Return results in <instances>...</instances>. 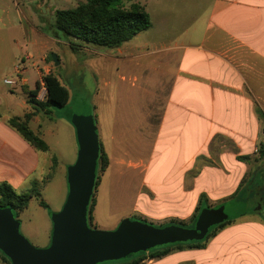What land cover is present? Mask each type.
Masks as SVG:
<instances>
[{
    "label": "crops",
    "instance_id": "0c3cea01",
    "mask_svg": "<svg viewBox=\"0 0 264 264\" xmlns=\"http://www.w3.org/2000/svg\"><path fill=\"white\" fill-rule=\"evenodd\" d=\"M188 1L193 19L184 30L204 34L205 42L190 45L189 56L187 52H181L182 55L167 57L165 66L170 69L172 64H177L178 79L189 81L190 89L177 91L174 88L169 92L148 89L141 94L145 101L141 106L140 121L135 114L137 106L123 110L130 123L137 119L143 129H157L156 140L149 144L152 150L160 146L166 154L174 147V157L165 158L158 170L163 168L171 172L169 175L177 178V184L164 191L166 198H162V203H157L160 199L155 189L158 183L148 185L144 193L147 194V208H142L140 213L157 219L155 221L192 218L202 193L207 195L208 202L225 200L246 183L247 176L262 172L260 175L264 177V157L258 150L264 144V0ZM15 3L16 0H10L7 10L6 0H0V23L12 33L8 38L10 51L3 46L7 38L0 35V66L7 64L2 62L13 56L12 46L17 43L15 34H21L20 25L19 28L14 26L11 19L5 22L7 13L8 17L15 15ZM18 20L20 24L19 16ZM2 30L0 28V33ZM17 38L19 54L22 50L20 36ZM31 42L28 41L33 50L20 58L36 67L41 65V58L34 61L29 56L44 52L49 46L46 41ZM130 45L125 42L116 47L117 57H113L127 68L129 62L150 53L148 50L137 53L136 47ZM36 69L37 81L41 83L37 98L43 100L39 95L46 91L43 76L49 70L41 76ZM2 71L0 67V184L6 182L15 191L23 192L32 188L35 182L44 180L53 166L58 167L59 159L44 154L51 148L42 124L47 114L37 113L29 121L30 128L47 142V151L32 146L11 125V118L22 117L33 110L28 102L32 89L27 78L18 75L3 78ZM168 74L169 70L164 67L159 79L165 80ZM5 79H15L17 83L7 84ZM155 102L159 104L155 105ZM119 112L117 109L115 122L121 115ZM34 123L36 128H33ZM172 131L177 132L173 139L169 135ZM135 143L144 144V137ZM246 156L248 159L243 158ZM136 164L142 162L131 163L139 166ZM144 168L149 170V165L145 164ZM161 204L166 208L154 210ZM257 211L232 218L233 221L218 230L202 248L183 246L160 258L148 257L142 264H264V200Z\"/></svg>",
    "mask_w": 264,
    "mask_h": 264
},
{
    "label": "rangeland",
    "instance_id": "374dc122",
    "mask_svg": "<svg viewBox=\"0 0 264 264\" xmlns=\"http://www.w3.org/2000/svg\"><path fill=\"white\" fill-rule=\"evenodd\" d=\"M83 1L85 0H16L15 15L8 17L7 13L5 16L6 23L8 19H11L14 26L20 25L19 45L22 50L18 54L17 37L19 36L15 34L17 43L12 46L14 54L2 62H7V64L0 66L3 70L2 77L15 78L17 76L16 66L23 62L25 67L18 77L27 78L30 89H35L39 78L37 67L41 76L46 70H49L48 73L58 75L70 92L69 101L63 106L51 107V112L45 115L42 121L45 139L51 147L50 151L44 153L45 157L56 156L59 159V165L57 168L53 166L44 180L35 182L34 186L40 188V196L31 198L28 206L16 217L20 222V233L31 245L38 248L50 245L53 232L51 214L62 209L67 197V171L68 167L76 161L78 153L76 130L72 123V118L76 115L93 114L98 129V141L103 145L108 156V166L99 171V183L92 196L96 201L93 212L94 226H90L88 222L91 228L113 231L127 218L145 221L155 226L168 221H174L177 224L183 222L189 225L192 220V218L184 220L165 218L160 219L162 221H155L157 219L140 213L142 208H147L145 204L147 194L144 193L148 185L150 186L153 182L158 183L155 189L160 196L157 203H160L162 198H166L164 191L170 190L167 188H173L177 184V178L169 175L171 172L163 168L162 171L158 170V165L164 164L165 158L168 160L173 158L175 152L174 147H171L166 154L160 146L152 150L149 144L156 140L157 129H143L137 119L134 123H130V120L126 119L123 114V110L127 111L137 106L135 114L140 121L141 106L145 101V99L142 100L141 94L148 89L156 92H169L174 88L177 91L181 88L190 89L189 81L178 79L177 64H172L170 69L169 66H165L167 57L179 56L183 52H187L189 56L190 45L200 41L205 42L204 34L184 30L185 27L188 28L186 25L193 19L189 12V1L123 0L125 5L134 2L143 4L153 21L151 28L141 31L127 41L131 44L130 46L136 47L137 53L142 50L150 52L149 55L146 54L142 58L129 62L128 68L113 59L117 57L115 48L68 40L56 29V11L74 8ZM6 4L8 10L10 0H6ZM0 28L3 29L0 35L7 38L3 46L10 51L8 38H11L12 33L2 23H0ZM28 41L48 42L49 47L46 51L36 53L33 57L29 56L34 61L41 58V65L35 67L32 62L25 63L20 58V55L33 50L32 44ZM71 43H78L81 46L74 48ZM53 55L57 56L58 65H55ZM164 67L169 70V74L165 80H160V70ZM45 94L46 91H42L40 98L44 99ZM156 104L159 103L155 102ZM117 109L121 115H118V121L115 122L114 116ZM33 128H36L35 123ZM176 133L170 132V138H175L173 135L176 136ZM142 137L145 143L136 144L137 140L142 141ZM151 155L153 157L150 159ZM132 162H142V166L140 164L132 166ZM145 164L149 165V170L144 168ZM250 170H252L251 166ZM255 177L249 175L245 181L255 180ZM164 182L168 184L164 185ZM159 184L162 185L159 186ZM230 197L224 202L225 211L230 218L243 214L248 210L249 205H254L247 201H237L232 198L233 195ZM41 199L47 203L48 207L40 204ZM223 201H210L209 204L213 207L222 204ZM164 208L166 205L161 204L154 210ZM87 220H89V215H87ZM0 264L11 263L0 258Z\"/></svg>",
    "mask_w": 264,
    "mask_h": 264
},
{
    "label": "water",
    "instance_id": "95a60500",
    "mask_svg": "<svg viewBox=\"0 0 264 264\" xmlns=\"http://www.w3.org/2000/svg\"><path fill=\"white\" fill-rule=\"evenodd\" d=\"M55 65L59 64L53 55ZM76 130L78 153L68 167V192L59 212L52 213L53 232L50 245L34 247L20 233V222L11 206L0 207V250L11 264H99L119 260L139 251H147L176 242L202 240L210 227L227 220L225 204L205 207L193 227L178 224L155 226L124 219L117 229L91 228L87 215L96 186L100 155L98 129L93 114L72 118ZM262 206L259 204L257 209Z\"/></svg>",
    "mask_w": 264,
    "mask_h": 264
},
{
    "label": "trees",
    "instance_id": "16d2710c",
    "mask_svg": "<svg viewBox=\"0 0 264 264\" xmlns=\"http://www.w3.org/2000/svg\"><path fill=\"white\" fill-rule=\"evenodd\" d=\"M152 26V20L146 7L139 3L134 2L125 5L123 0H85L80 2L74 8L61 9L56 11L55 27L61 32L68 40L72 39L83 43H92L96 46L107 48H116L125 42L131 40L135 35L141 31L147 30ZM66 39V40H67ZM67 40V41H68ZM71 46L76 48L81 46L78 43H71ZM52 58V57H51ZM53 59V58H52ZM44 87L46 88L45 98L40 100L37 98L41 88L40 81L36 82L35 89L30 90L28 102L32 107V111L25 113L22 117H13L10 119L11 125L21 132L24 138L30 142L32 146L41 151H47L49 146L47 142L41 137L40 134L35 133L29 126V121L40 112L49 114L51 107H60L65 105L70 98L68 87L62 82L61 78L55 73H48L43 76ZM261 157H264V144L259 147ZM248 159V157H243ZM108 166V156L105 153L104 147L100 144V155L97 166V179L96 186L99 183V171L106 169ZM262 172H259L255 180H249L243 186L234 192L233 197L237 201H247L253 203L245 213L258 212L257 206L263 205L264 200V177H261ZM258 179V180H257ZM259 187V189H258ZM39 186H33L27 191L17 192L8 183L3 182L0 184V207L11 206L17 217L27 206L31 198L40 196ZM231 198V197H230ZM229 199V198H228ZM225 199L223 203L226 201ZM95 199L92 198L89 207V224L94 226V206ZM40 204L48 207L47 203L41 199ZM205 207H212L208 202L207 195L202 193L199 198L195 214L192 216L191 223L186 225L183 222L178 225L186 227H193L201 210ZM232 218L228 217L227 220L220 224L210 227L208 234L202 240H193L189 242H176L167 244L160 247H154L147 251H139L128 255L125 258L113 261H105L99 264H142L143 261L150 258H160L174 249L183 246L191 248H202L210 237L226 225L232 222ZM169 224H177L171 221L169 223L159 224L158 226H166ZM0 258L4 261L11 263L8 256L0 250Z\"/></svg>",
    "mask_w": 264,
    "mask_h": 264
},
{
    "label": "built area",
    "instance_id": "2783aa9c",
    "mask_svg": "<svg viewBox=\"0 0 264 264\" xmlns=\"http://www.w3.org/2000/svg\"><path fill=\"white\" fill-rule=\"evenodd\" d=\"M23 64L24 63L22 62V64H19V65L16 66L17 75H19L24 70L25 66ZM5 83L13 85V84L17 83V80H15V79H5Z\"/></svg>",
    "mask_w": 264,
    "mask_h": 264
}]
</instances>
